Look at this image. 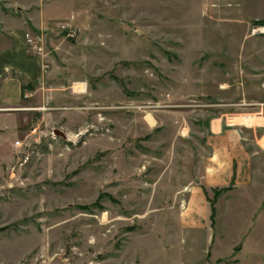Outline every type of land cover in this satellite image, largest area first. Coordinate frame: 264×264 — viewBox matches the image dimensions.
Listing matches in <instances>:
<instances>
[{"label":"rangeland","instance_id":"374dc122","mask_svg":"<svg viewBox=\"0 0 264 264\" xmlns=\"http://www.w3.org/2000/svg\"><path fill=\"white\" fill-rule=\"evenodd\" d=\"M74 1L0 117V264H164L223 149L231 188L264 190V0Z\"/></svg>","mask_w":264,"mask_h":264},{"label":"crops","instance_id":"0c3cea01","mask_svg":"<svg viewBox=\"0 0 264 264\" xmlns=\"http://www.w3.org/2000/svg\"><path fill=\"white\" fill-rule=\"evenodd\" d=\"M74 2L0 0V117L22 106L29 93L37 92L33 88L52 76L51 71L47 74L45 70L46 61L52 62L51 57L30 48L28 36L39 31L45 34L46 44L54 45L52 36L60 31L52 24L75 16ZM58 11L65 12V17L57 16ZM210 130L216 136L224 131L218 122L211 124ZM225 155L229 156L226 148L222 150V161L217 159L216 165L215 162L210 165L220 176H207L185 193L189 202L178 236L169 240V246L165 244L164 264H264V190L231 188L237 180L236 164L235 159L228 157L229 163ZM219 156V151L213 153V158ZM239 183L237 180L235 186ZM218 188L223 191V198H218L213 222L208 196ZM240 204L244 211L237 216L239 211L234 205Z\"/></svg>","mask_w":264,"mask_h":264},{"label":"built area","instance_id":"2783aa9c","mask_svg":"<svg viewBox=\"0 0 264 264\" xmlns=\"http://www.w3.org/2000/svg\"><path fill=\"white\" fill-rule=\"evenodd\" d=\"M61 27L63 29H65L67 27V25L63 24V25H61ZM252 30H253V32L255 34H264V26H262V25L261 26H257V27H253ZM68 31H70V30H68ZM71 35L72 34H70V36ZM40 42H41L40 38L30 37V35L28 36V44L30 46H32L34 48V50H36L38 53L43 54L42 52L44 51V47H43V45Z\"/></svg>","mask_w":264,"mask_h":264},{"label":"bare ground","instance_id":"6f19581e","mask_svg":"<svg viewBox=\"0 0 264 264\" xmlns=\"http://www.w3.org/2000/svg\"><path fill=\"white\" fill-rule=\"evenodd\" d=\"M247 119H249V118H247ZM250 119H251V118H250ZM253 119H254V118H253ZM153 120H154V119H153ZM244 123H245V121H244ZM244 123H240V124H242V125H243Z\"/></svg>","mask_w":264,"mask_h":264},{"label":"water","instance_id":"95a60500","mask_svg":"<svg viewBox=\"0 0 264 264\" xmlns=\"http://www.w3.org/2000/svg\"><path fill=\"white\" fill-rule=\"evenodd\" d=\"M57 133H61V132H57ZM63 136H65L63 133H61Z\"/></svg>","mask_w":264,"mask_h":264}]
</instances>
